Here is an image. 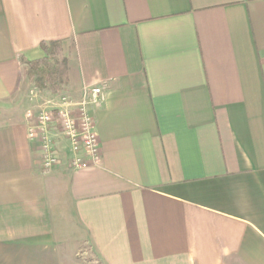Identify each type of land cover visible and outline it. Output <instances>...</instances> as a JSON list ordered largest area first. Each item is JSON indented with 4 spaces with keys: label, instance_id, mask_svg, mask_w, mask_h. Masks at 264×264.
Wrapping results in <instances>:
<instances>
[{
    "label": "crops",
    "instance_id": "0c3cea01",
    "mask_svg": "<svg viewBox=\"0 0 264 264\" xmlns=\"http://www.w3.org/2000/svg\"><path fill=\"white\" fill-rule=\"evenodd\" d=\"M43 42L99 164L29 140ZM0 264H264V0H0Z\"/></svg>",
    "mask_w": 264,
    "mask_h": 264
},
{
    "label": "built area",
    "instance_id": "2783aa9c",
    "mask_svg": "<svg viewBox=\"0 0 264 264\" xmlns=\"http://www.w3.org/2000/svg\"><path fill=\"white\" fill-rule=\"evenodd\" d=\"M37 99L38 94L32 91L31 102L36 103ZM102 100V89L93 87L86 89L78 102L69 96H58L26 112L28 137L39 146L45 170H51L60 162L58 144L61 140L70 149L74 169L101 162L99 137L89 108L98 106Z\"/></svg>",
    "mask_w": 264,
    "mask_h": 264
},
{
    "label": "trees",
    "instance_id": "16d2710c",
    "mask_svg": "<svg viewBox=\"0 0 264 264\" xmlns=\"http://www.w3.org/2000/svg\"><path fill=\"white\" fill-rule=\"evenodd\" d=\"M41 48L45 53V57L27 63L28 78L36 80L38 87H45L50 84L52 93L56 95L62 90L68 61L66 59L51 61L52 56L58 54L60 48L58 42H43Z\"/></svg>",
    "mask_w": 264,
    "mask_h": 264
},
{
    "label": "rangeland",
    "instance_id": "374dc122",
    "mask_svg": "<svg viewBox=\"0 0 264 264\" xmlns=\"http://www.w3.org/2000/svg\"><path fill=\"white\" fill-rule=\"evenodd\" d=\"M52 62L54 61H61L63 59V56H62V49H61V46L59 48V51H58V54H56L55 56H52L51 58ZM32 91H35L37 94H38V98L39 100L37 99L36 100V103L34 102H31V92ZM61 92V91H60ZM28 94V99H29V102H30V109L32 108H35V106H38L40 104H38L41 100L42 104L46 103L44 102L43 100L46 99H50L52 97V90H51V86L50 84H47V86L45 87H38L37 84H36V80H30V88H29V91L27 92ZM39 101V102H38ZM38 102V103H37ZM83 250L85 251L86 250V253H88L87 257L88 259H95L94 256L92 255V252L90 249H87L86 246L83 247ZM86 258V259H87Z\"/></svg>",
    "mask_w": 264,
    "mask_h": 264
}]
</instances>
